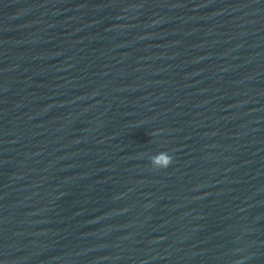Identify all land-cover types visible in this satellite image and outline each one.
Returning a JSON list of instances; mask_svg holds the SVG:
<instances>
[{"label":"water","instance_id":"obj_1","mask_svg":"<svg viewBox=\"0 0 264 264\" xmlns=\"http://www.w3.org/2000/svg\"><path fill=\"white\" fill-rule=\"evenodd\" d=\"M0 264H264V0H0Z\"/></svg>","mask_w":264,"mask_h":264},{"label":"clouds","instance_id":"obj_2","mask_svg":"<svg viewBox=\"0 0 264 264\" xmlns=\"http://www.w3.org/2000/svg\"><path fill=\"white\" fill-rule=\"evenodd\" d=\"M151 163L155 167L166 169L173 163V156L168 152H160L153 157Z\"/></svg>","mask_w":264,"mask_h":264}]
</instances>
